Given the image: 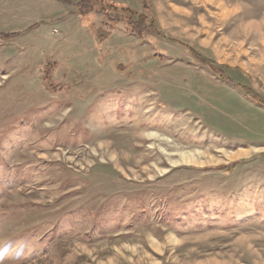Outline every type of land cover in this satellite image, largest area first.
Instances as JSON below:
<instances>
[{
	"label": "rangeland",
	"instance_id": "1",
	"mask_svg": "<svg viewBox=\"0 0 264 264\" xmlns=\"http://www.w3.org/2000/svg\"><path fill=\"white\" fill-rule=\"evenodd\" d=\"M78 2L0 0V264H264V0Z\"/></svg>",
	"mask_w": 264,
	"mask_h": 264
},
{
	"label": "bare ground",
	"instance_id": "2",
	"mask_svg": "<svg viewBox=\"0 0 264 264\" xmlns=\"http://www.w3.org/2000/svg\"><path fill=\"white\" fill-rule=\"evenodd\" d=\"M179 154H180L179 159L176 160V162H178V163H185V164L193 163V164H196V163L203 162V161H200L199 157L196 156L194 153H191V152L184 153V152H182V153H179ZM212 161H214V160H212Z\"/></svg>",
	"mask_w": 264,
	"mask_h": 264
},
{
	"label": "trees",
	"instance_id": "3",
	"mask_svg": "<svg viewBox=\"0 0 264 264\" xmlns=\"http://www.w3.org/2000/svg\"><path fill=\"white\" fill-rule=\"evenodd\" d=\"M91 1H98V0H79V2H78V13L80 14V15H84L85 13H87V12H89L91 9H88L87 7H85V9L83 8L84 7V5L87 3V2H91ZM99 1H104L105 2V0H99ZM87 5V4H86ZM109 5L112 7V8H117V6L116 5H114V4H110L109 3ZM143 6H145V3L143 2ZM146 7V6H145ZM121 9L123 10V11H127V12H129V8H127V7H121ZM139 15H142V14H139ZM143 16V15H142Z\"/></svg>",
	"mask_w": 264,
	"mask_h": 264
}]
</instances>
